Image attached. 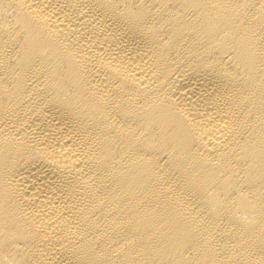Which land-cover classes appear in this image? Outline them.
<instances>
[{
    "label": "bare ground",
    "instance_id": "obj_1",
    "mask_svg": "<svg viewBox=\"0 0 264 264\" xmlns=\"http://www.w3.org/2000/svg\"><path fill=\"white\" fill-rule=\"evenodd\" d=\"M0 264H264V0H0Z\"/></svg>",
    "mask_w": 264,
    "mask_h": 264
}]
</instances>
